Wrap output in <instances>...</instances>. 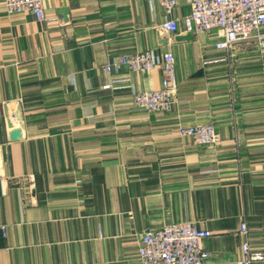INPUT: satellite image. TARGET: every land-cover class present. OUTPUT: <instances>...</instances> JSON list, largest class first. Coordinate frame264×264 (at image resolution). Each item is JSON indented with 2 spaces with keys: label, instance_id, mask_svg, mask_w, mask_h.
<instances>
[{
  "label": "crops",
  "instance_id": "1",
  "mask_svg": "<svg viewBox=\"0 0 264 264\" xmlns=\"http://www.w3.org/2000/svg\"><path fill=\"white\" fill-rule=\"evenodd\" d=\"M44 10L38 22L0 0V264H139L142 233L183 222L211 233L205 264L240 263L245 223L251 264H264V49L176 41L182 23L160 26L189 13L185 0L170 17L157 0ZM147 51L174 57L170 112L133 107V92L160 88V68L105 71ZM205 124L217 145L179 135Z\"/></svg>",
  "mask_w": 264,
  "mask_h": 264
},
{
  "label": "built area",
  "instance_id": "2",
  "mask_svg": "<svg viewBox=\"0 0 264 264\" xmlns=\"http://www.w3.org/2000/svg\"><path fill=\"white\" fill-rule=\"evenodd\" d=\"M49 0H2L8 15L29 13L36 21L46 22L44 6ZM164 15L170 17L178 0H157ZM189 13L181 19H167L161 24L162 31L177 33L178 22L184 33L215 35L214 48L228 51L235 44L249 42L264 49V0H185ZM126 66L132 73H146L160 68L161 86L154 91H135L133 107L148 112H170L176 95L175 60L171 53L157 55L152 51L123 55L112 66H105L110 74ZM110 87V85H108ZM181 137L190 138L195 145H217L219 137L211 125L190 126L179 129ZM5 235V228L2 227ZM239 234L245 238L241 246L239 264H251L256 256L251 254L245 223ZM209 231L200 230L195 223L171 224L159 231H145L138 242L139 264H205L209 254L201 247V241L209 238ZM261 258L260 256H258Z\"/></svg>",
  "mask_w": 264,
  "mask_h": 264
},
{
  "label": "water",
  "instance_id": "3",
  "mask_svg": "<svg viewBox=\"0 0 264 264\" xmlns=\"http://www.w3.org/2000/svg\"><path fill=\"white\" fill-rule=\"evenodd\" d=\"M61 14L63 15H67L68 10L67 9H62L59 11ZM192 40V36L191 34H188L186 36H182V37H178L176 39V41H191ZM21 137V133L19 130H13L10 133V139L11 140H18Z\"/></svg>",
  "mask_w": 264,
  "mask_h": 264
},
{
  "label": "rangeland",
  "instance_id": "4",
  "mask_svg": "<svg viewBox=\"0 0 264 264\" xmlns=\"http://www.w3.org/2000/svg\"><path fill=\"white\" fill-rule=\"evenodd\" d=\"M205 125H210V124H205ZM198 126V125H197ZM212 126V125H211ZM213 127V126H212ZM214 128V127H213Z\"/></svg>",
  "mask_w": 264,
  "mask_h": 264
}]
</instances>
